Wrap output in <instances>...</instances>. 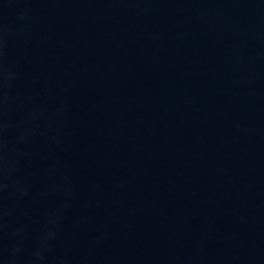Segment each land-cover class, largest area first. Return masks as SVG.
Here are the masks:
<instances>
[{
    "label": "water",
    "instance_id": "95a60500",
    "mask_svg": "<svg viewBox=\"0 0 264 264\" xmlns=\"http://www.w3.org/2000/svg\"><path fill=\"white\" fill-rule=\"evenodd\" d=\"M0 264H264V0H0Z\"/></svg>",
    "mask_w": 264,
    "mask_h": 264
}]
</instances>
